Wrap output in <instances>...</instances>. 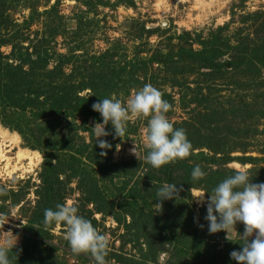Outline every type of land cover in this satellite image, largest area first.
Listing matches in <instances>:
<instances>
[{"label":"rangeland","instance_id":"1","mask_svg":"<svg viewBox=\"0 0 264 264\" xmlns=\"http://www.w3.org/2000/svg\"><path fill=\"white\" fill-rule=\"evenodd\" d=\"M56 4L60 17L52 18L56 22L59 18H63L62 21L65 20L69 30L78 29L81 33L74 44H70L69 37L67 41L62 37H55L46 43L43 42L48 37V28H56L54 25H49L50 19L44 13ZM32 14L35 16L33 25L30 29L22 28L21 40L14 42L12 37L17 27L22 26ZM3 18L8 19V23L2 26ZM261 25H264V0H0V70L6 71L10 77L20 75L21 70H15L21 67L20 53L28 55L27 60L29 58L31 60L34 58L36 47L41 45H44L48 54L53 55L49 66L52 68L59 60V54L67 57L76 55L73 57L75 60L78 54L87 53L86 58L89 59L117 45L121 48L118 56H125L124 58L127 59L117 58L113 64L118 65L120 62L127 64L137 61L134 60L135 58H147L150 56L148 52L156 48L170 49V46L176 47L178 44L185 46L192 42L194 49L200 50L202 47L200 44H206L217 37L231 48L227 55L218 60V63H224L231 61L230 59L235 56L233 48L238 46L239 39H245L250 35V39L255 40L254 29ZM143 27L146 30H156L157 34L149 36ZM10 44L14 45L10 46ZM77 46H80L82 51L72 55L69 51ZM83 58L84 56L81 59ZM76 61L81 60L78 58ZM28 69V64L22 67L23 71ZM70 70V67H65V74L69 75ZM249 70L250 67L247 66L238 70L223 69L218 80L201 84L206 78L203 74L208 71L202 70L200 66H190L188 73L176 76L165 72L160 65H155L149 71L147 78L136 75L133 80L126 77L118 79L120 87L109 98L114 96L126 104L136 91L145 84H151L162 93V99L172 105L166 115L174 128H182L193 133L199 126L211 122L206 117L212 116L213 109L221 110L220 114L227 112L228 110L224 109H229L233 101H242V96H245L244 104H251L252 108H256L252 96L257 90L261 96L257 103L258 108L264 110V67H259L255 72ZM243 76L258 77L257 87L255 88L250 78L244 80L245 84L242 87H238L237 84L242 83ZM199 86L202 87L201 91L198 90ZM200 93L209 102L199 103V106L193 101ZM92 95L91 90L79 94L85 99ZM18 96L20 97L19 94ZM148 119L149 117H131L123 137L114 139L110 134L101 138L106 140L111 148L101 149V152L106 154L97 157L104 164L109 162L129 165L127 175L114 179L113 185L136 198H147L157 191L156 182L150 180L151 175L156 178L155 169H148L144 160L147 153L145 130ZM95 122L97 121L89 119L85 123L82 118L69 121L71 128L68 127L64 132L69 133L72 139L70 152L77 153L85 148L87 158L92 155L93 149L99 148L95 144L93 130L90 129ZM0 127L20 139L19 142H5L0 138V244L6 238L17 239L16 247H18L25 242L26 234L42 231L45 245L30 249L31 262L47 256L44 261L51 264H93L88 254L74 255L71 252L68 243L63 239L62 225H53L45 230L43 195L48 185L43 184L41 177L44 173V157L39 151L27 147L26 141L17 132L10 131L1 123ZM252 127L250 138L240 134L237 138V133L226 131L227 143L231 145L214 137V143L209 144L208 149V145H205L194 151L196 154L203 151L211 157L215 155L213 152L215 148L224 150L236 146L237 149L230 155L232 161L229 164L211 166L188 160L190 167L199 166L206 175L203 180H192L189 183L192 188L189 190L183 188L180 198L198 220L193 236L194 244L202 251H208V254L220 252L230 259L229 253L241 247L242 240L238 233L244 230L243 224L238 223L235 225L237 232L230 231L228 235L224 231L214 234L208 232V222L204 219L206 207L199 202V197L204 194V200L207 201L208 193L211 194L212 189L218 184L213 180L210 182L211 170L221 169L226 178L234 170L244 168L253 183L264 182V117L260 115ZM105 130L114 133L110 123L105 126ZM134 145L137 156L130 152ZM112 149L114 150L110 156L109 152ZM22 150L38 152L40 158L30 153L29 158L16 167V156ZM240 159L254 161H239ZM73 166L75 165L64 167L60 164L58 167L56 161L52 163L59 178L58 184L53 186V192L56 193L57 190L59 193L53 198L50 208L55 210V206L61 204L58 198L66 194L65 203L75 204L79 215L89 219L99 232L109 237L107 264H201L191 256L179 257L175 244L169 241L168 233L159 234L158 229L160 231L164 226H169L171 223L169 221L172 220L159 216L157 214L159 211H154L153 219L151 217L134 219L119 214L118 222L113 215L100 213L99 210L109 212L110 207L109 203H103L101 199L95 198L97 182L90 175L83 173L82 168ZM52 181L57 182L54 179ZM186 186L190 185L186 184ZM180 209L177 207L172 211L176 212ZM175 223L179 224V221Z\"/></svg>","mask_w":264,"mask_h":264},{"label":"trees","instance_id":"2","mask_svg":"<svg viewBox=\"0 0 264 264\" xmlns=\"http://www.w3.org/2000/svg\"><path fill=\"white\" fill-rule=\"evenodd\" d=\"M57 5L44 13L50 19L48 21L49 25H54L56 28H48V37L43 42L46 43L55 37H62L66 41L70 38V44H74L81 33L78 32V29L69 30L65 20L62 21L63 18H59L58 22L54 20L56 16L60 17L56 9ZM34 17V14H32L22 26L17 27L12 37L14 42L21 40L22 28H31L34 23ZM7 23L8 19L3 18L2 26ZM144 31L149 36L150 34H157L156 30H146L144 28ZM253 34L256 36L255 40L253 38L250 39V35L245 39H239L238 46L233 48L235 56L230 59L231 61L224 63H218V60L227 55L231 48L220 37L213 38L206 44H200L202 46L200 50H195L192 42L185 46L180 44L176 47L170 46V49L165 47L156 48L148 52L150 56L147 58H135L134 60L137 61L127 64L120 62L118 65L113 64L117 58H120V60L127 59L124 58L125 56H118V51L121 48L117 45L99 56L87 59L88 54L84 53L78 54L77 59L75 58L74 60L73 57H76V55L73 54L82 51L80 50L81 47L77 46V48L69 51L73 57L59 54V60L52 68L49 66L52 63L53 55L48 54L44 45L36 47L34 58H31V60L30 58L27 60L28 55L20 53L21 67L15 69L21 70L20 75L17 74L15 77H10L6 71L0 70V123L10 131L17 132L26 141L27 147L37 150L43 155L45 164L43 166L44 173L41 174V177L43 184L48 185L46 193L43 195L45 200L43 208H50L53 198L59 193L57 190L56 193L53 192V186L59 182L55 169L52 167V163L56 161L58 167L60 164L64 167L73 164L75 165L73 167L82 168L83 173L90 175L97 182L95 198L101 199L103 203H109L108 206L110 207L109 212L99 210L100 213L113 215L117 222L119 221L117 219L119 214H125L134 219L144 217L153 219V216H155L154 211H156L154 204L158 202L156 201V193L147 198H136L126 193L124 189L113 185L114 179L127 175L129 171L128 164L102 163L97 158L100 157V148L91 151L92 155L87 157L89 164H84L81 160V157H85V148H82L83 150L80 149L77 153L69 151L72 139L69 133L65 134L64 132L68 127L71 128L69 121L82 118L85 123L89 119L102 122L99 113L92 110V104L97 102L99 98H109L112 93L117 91L120 87L119 82H117L118 79L126 77L129 80H133L136 75H143L144 78H147L149 77V71L155 65H160L165 72L176 76L188 73V67L190 66H200L202 70L208 71V73L203 74L206 78L201 84L218 80L223 69L238 70L243 66H247L250 67V72H255L259 67H264V25L257 26ZM186 35L188 36L189 34ZM13 45L10 44V46ZM83 56L84 58L81 59ZM78 58L81 61H76ZM25 64L29 66L28 71L22 70ZM65 67L71 68L69 75L65 74ZM248 76L242 77V83L238 82V87H242L245 84L244 80L247 81V78L253 80L255 88L257 87L258 77ZM137 80L135 79V81ZM86 90H91L93 95L87 99L81 98L79 94ZM198 90L201 91L202 87L199 86ZM201 95L203 94H198L197 98L200 100L196 99L193 101L198 103L199 106L207 101L204 95L200 98ZM244 97H241L242 101H233L229 109H224L228 110L227 112H221L220 114L219 111L221 110L213 109L212 116L206 117L211 122L199 126L195 132L191 133L185 130L187 138L192 144L191 154L183 160H177L174 163L155 169L156 178L155 176H150V180L156 182L157 188L164 183L177 184V196L172 199L159 201L161 207L157 214L161 217L172 219H169L171 220L169 221L171 222L169 226H164L160 231L158 229V232L160 235L168 233L169 241L173 245L175 244L181 258L191 256L192 259L200 261L201 264H235V261L223 256L220 252L208 254V251H202V249L196 247L193 236L196 232L198 220L189 209V206L182 203L184 200L180 197L183 188L187 190L192 188L189 183L192 182L190 174L193 167H190L188 160L196 163H206L211 166L226 165L232 161L230 156L232 151L237 149L236 146L225 148L227 149L226 151H224L225 149L218 150L215 148V151H213L215 155L209 157L203 151L197 154L194 153L197 148L200 149V147L208 145V149L209 144L214 143V137L223 143H227L226 131L237 133V138L239 134L250 138L249 133H252L250 128H253L254 121L260 115L264 117V110L262 111V109L258 108L259 104L257 105L261 99L258 90L252 96L254 97L253 104L255 103L256 108H252L251 104H244ZM213 118L215 119L214 121ZM227 144L231 145L229 142ZM113 150L109 152L110 156H112L111 152ZM239 161L254 160L240 159ZM146 167L154 169L149 165H146ZM224 174L219 168L216 171L211 170L209 180L210 182L213 180L215 183H219L224 179ZM52 179L57 182L52 181ZM186 184L190 186H186ZM65 198L66 194L58 198L61 204L65 203ZM62 201L64 202L62 203ZM177 207L181 209L176 212L172 211ZM178 221L179 224H176L175 222ZM49 227L46 226L45 230H48ZM41 232L26 234L24 236L26 240L21 246L16 247L15 250H9L8 255L11 264H51L44 261L47 256L39 258L36 262L30 261V249L38 245H45L44 236Z\"/></svg>","mask_w":264,"mask_h":264},{"label":"clouds","instance_id":"3","mask_svg":"<svg viewBox=\"0 0 264 264\" xmlns=\"http://www.w3.org/2000/svg\"><path fill=\"white\" fill-rule=\"evenodd\" d=\"M91 107L102 118V122H95L90 128L95 144L102 150L111 148V145L101 138L110 134L114 139L121 138L126 134L127 122L131 117H149L145 130L147 153L144 160L147 165L159 169L191 154L192 144L185 130L174 128L167 118L172 105L162 99V93L151 84H145L136 91L126 104L112 96L99 98ZM109 123L114 133L105 130ZM130 152L137 156L135 145ZM105 154L103 151L100 153L101 156ZM81 160L84 164L90 163L85 157H81ZM190 175L193 181H200L206 173L195 166ZM176 185L164 183L157 188L155 210H160L159 201L177 196ZM199 202L206 207L204 219L208 222L209 233L224 231L228 235L230 231L237 232L236 224H243V232L238 233L242 240L241 247L229 253L231 260L236 264H264V182L253 183L248 171L240 168L220 181L211 194L208 193L207 201L203 194ZM43 223L45 226H63V239L74 255L88 254L93 264H107L109 237L99 232L89 219L79 215L75 204L66 202L57 204L55 210L45 209ZM16 246L17 239H4L0 244V264H11L8 252L15 250Z\"/></svg>","mask_w":264,"mask_h":264},{"label":"bare ground","instance_id":"4","mask_svg":"<svg viewBox=\"0 0 264 264\" xmlns=\"http://www.w3.org/2000/svg\"><path fill=\"white\" fill-rule=\"evenodd\" d=\"M0 138L5 142H19L20 141L17 135H10L6 130H3L1 127H0ZM30 153L40 158V154L38 152L22 150L21 152H18V155L16 156L17 164L15 166L17 167L18 165H21L22 161L27 160V158H29Z\"/></svg>","mask_w":264,"mask_h":264}]
</instances>
